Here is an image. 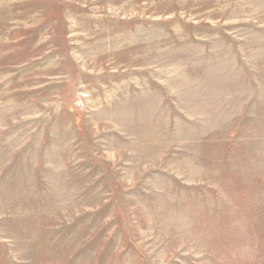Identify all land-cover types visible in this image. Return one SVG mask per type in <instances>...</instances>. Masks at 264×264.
I'll return each instance as SVG.
<instances>
[{"label":"rangeland","instance_id":"obj_1","mask_svg":"<svg viewBox=\"0 0 264 264\" xmlns=\"http://www.w3.org/2000/svg\"><path fill=\"white\" fill-rule=\"evenodd\" d=\"M0 264H264V0H0Z\"/></svg>","mask_w":264,"mask_h":264}]
</instances>
